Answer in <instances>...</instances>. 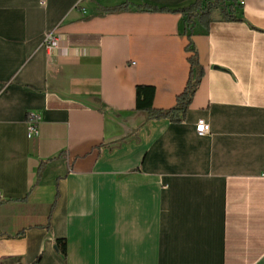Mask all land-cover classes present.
<instances>
[{"label": "crops", "instance_id": "crops-1", "mask_svg": "<svg viewBox=\"0 0 264 264\" xmlns=\"http://www.w3.org/2000/svg\"><path fill=\"white\" fill-rule=\"evenodd\" d=\"M237 1L243 22L194 29L172 123L136 89L175 106L185 18L106 11L195 0H0V264H264V0Z\"/></svg>", "mask_w": 264, "mask_h": 264}, {"label": "trees", "instance_id": "trees-1", "mask_svg": "<svg viewBox=\"0 0 264 264\" xmlns=\"http://www.w3.org/2000/svg\"><path fill=\"white\" fill-rule=\"evenodd\" d=\"M240 10L241 5L237 0H195L192 5L179 10H170L166 8L160 9L150 5L137 7L123 5L115 9L107 10L106 12L110 14L130 11L140 13L169 12L181 14L185 18L187 24L189 45L186 51L190 54L188 61L191 65V73L185 90L176 98V104L173 108L160 110L155 109L153 105L155 88L151 86H138L136 89V109L138 111L146 112L150 120H169L172 123H181L186 118L189 107L193 102L195 93L204 76V70L200 64L198 52L192 41L194 29L200 25L205 30H208L211 23L215 22L217 19L221 21L243 22L244 19L240 14ZM43 165L40 171V178L42 176ZM58 247L65 255V241H58Z\"/></svg>", "mask_w": 264, "mask_h": 264}, {"label": "built area", "instance_id": "built-area-1", "mask_svg": "<svg viewBox=\"0 0 264 264\" xmlns=\"http://www.w3.org/2000/svg\"><path fill=\"white\" fill-rule=\"evenodd\" d=\"M82 1V0H81ZM244 4L243 2L241 3ZM51 46H56L58 39L55 36V33H50L47 36L46 40ZM39 121L40 117L35 114H31L28 117V126H29V138L35 137L39 134ZM196 131L199 135L203 136L209 134L211 131L210 125H208L205 121H199Z\"/></svg>", "mask_w": 264, "mask_h": 264}]
</instances>
